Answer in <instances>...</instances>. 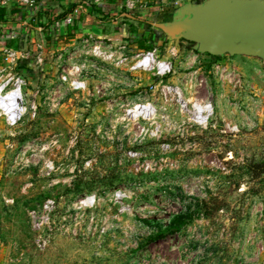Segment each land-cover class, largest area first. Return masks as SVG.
I'll return each instance as SVG.
<instances>
[{
	"label": "rangeland",
	"instance_id": "rangeland-1",
	"mask_svg": "<svg viewBox=\"0 0 264 264\" xmlns=\"http://www.w3.org/2000/svg\"><path fill=\"white\" fill-rule=\"evenodd\" d=\"M52 1L47 32L17 48L29 57L0 71L28 101L13 126L0 113V264H264V64L217 62L261 96L234 91L211 57L144 23L174 13L163 0ZM155 49L170 73L132 69Z\"/></svg>",
	"mask_w": 264,
	"mask_h": 264
},
{
	"label": "water",
	"instance_id": "water-1",
	"mask_svg": "<svg viewBox=\"0 0 264 264\" xmlns=\"http://www.w3.org/2000/svg\"><path fill=\"white\" fill-rule=\"evenodd\" d=\"M153 25L177 47L187 41L200 54L264 61V0L189 2L174 11L172 20Z\"/></svg>",
	"mask_w": 264,
	"mask_h": 264
},
{
	"label": "built area",
	"instance_id": "built-area-1",
	"mask_svg": "<svg viewBox=\"0 0 264 264\" xmlns=\"http://www.w3.org/2000/svg\"><path fill=\"white\" fill-rule=\"evenodd\" d=\"M163 2H165L164 5H162L160 8L161 11H164L166 8L167 9H176L181 7L182 5L189 3V2H194V0H163ZM12 3H16V4H25V5H29L32 8H36L37 7V1L36 0H2V5L7 6L10 5ZM126 7L128 9H134L135 8V4L133 2H131L130 0L126 1ZM169 7V8H168ZM74 21V19L72 18H67L64 22H66V24H71ZM156 53H157V49H155L154 51H148V52H141L138 55L139 61H144L147 58H151L154 61L158 60L156 57ZM29 57V53L28 54H23L22 52H17V51H8L7 52V60L10 62L11 66L15 65L17 63V61L22 57ZM39 61H41L40 59H38ZM263 61V60H262ZM137 62V63H138ZM158 62H161L158 60ZM163 63V71L159 72V70H157V68L151 67L150 65H141L139 68H132L133 70H140V71H153L156 70L157 74L160 76H165L168 73H170L172 71L173 65L169 62H162ZM214 69L217 71L218 74H220L221 78L223 79V81H228L231 85L234 86V91H239L240 89H245V88H249L253 91H255L259 96L260 95V91H257V88L254 84H247V81L245 79L244 74L240 73V70L235 66L233 68L230 69L229 66H222L221 64L217 63L214 65ZM202 83H204V80H201ZM79 85L77 86V89H81L83 87V84L78 83ZM27 82L20 76H11L10 78H8L6 81H4L0 86L3 87V91L2 93L5 95L8 94H13L14 97V101H15V105L17 107V109L23 111L24 115L27 113L28 111V101H27V94L24 92V88L26 87ZM10 86V89H8ZM8 91L6 93L5 90ZM172 91L176 92L177 89H172L170 88ZM179 91V89H178ZM236 96H237V92H236ZM3 111L0 110V113H2ZM5 115V114H4ZM23 115V116H24ZM22 116V117H23ZM22 117H20L18 120H16L15 122H10V120L8 119V123L10 125H15L17 124ZM261 117V121H263L264 123V110L261 112L260 114Z\"/></svg>",
	"mask_w": 264,
	"mask_h": 264
},
{
	"label": "crops",
	"instance_id": "crops-1",
	"mask_svg": "<svg viewBox=\"0 0 264 264\" xmlns=\"http://www.w3.org/2000/svg\"><path fill=\"white\" fill-rule=\"evenodd\" d=\"M36 1L37 7L32 8L29 5L16 3L4 6L2 5V0H0V7L6 8L7 11L11 13V17H9V15H6L4 17V23H0V71H5L7 69H5L4 64L11 65L7 60V55L6 59H4L5 61H3L1 57L5 56V53L7 54L8 51L20 52V50H17V48L26 45L24 39L26 37V34L30 31V28L34 29L37 26L36 29H38V26H41L44 23L43 20L41 21L38 18L39 11L47 12V9H49V7H56L55 3L52 0ZM176 9H174V11ZM31 22L34 23V27H31ZM40 22L43 23L40 24ZM38 31H42L41 27L38 29ZM40 47L42 48L43 46L41 45ZM178 52H182L181 49H178ZM38 59H40L41 61L43 60L42 57H39ZM248 59L261 61V63L264 64V61L257 58L248 57ZM203 68L204 67L201 66L199 67V70Z\"/></svg>",
	"mask_w": 264,
	"mask_h": 264
},
{
	"label": "trees",
	"instance_id": "trees-1",
	"mask_svg": "<svg viewBox=\"0 0 264 264\" xmlns=\"http://www.w3.org/2000/svg\"><path fill=\"white\" fill-rule=\"evenodd\" d=\"M47 13H48V12H42V11H39V15H38V18H39L41 21H42V20L45 21V23L42 24V25L40 26L41 29H42V31H44V33L47 32V31H45V30H47V28H49V26L51 25V24H50L51 22H48V21H49V18H47V17H49V14H47ZM10 14H11V13L8 12L6 8H4V7H0V23H4V17H5L6 15H9V17H11ZM67 14H68L67 12H64V15L59 16L58 21H62V22H64V21L67 19V16H68ZM165 16H166V15H165ZM172 18H173V13L168 14L167 17H166V19H163L162 22L170 21V20H172ZM143 21H144V23H146L150 28H153V27H152V25H153L152 22L147 21V20H143ZM30 24H31V27H34V23H33V22H31ZM78 24H79V21L75 19L71 24H67V25H66V36L68 37V39H71V38H75V37H76V32H77L78 29H79V27H78L79 25H78ZM164 36H165V35H164ZM143 47H144L145 49H147V50L151 49L150 46H148V47L143 46ZM195 52H197V51H195ZM197 53H198V52H197ZM199 54H200V53H199ZM200 55H205V56H207V57H211V59H213L214 63L221 62L222 59L224 60V58H225V56H223V57H214V56H211V55H209V54H200ZM260 167H261V168L258 170V173H264V164H263V165H260ZM181 218H182V217H181ZM181 218L176 219V220L174 221L173 225L175 226V228L171 229V231H170L171 234H176L177 231L180 229V225L183 224ZM162 237H163V234H158V235H157L155 238H153L152 240H155V239H157V238H162Z\"/></svg>",
	"mask_w": 264,
	"mask_h": 264
},
{
	"label": "bare ground",
	"instance_id": "bare-ground-1",
	"mask_svg": "<svg viewBox=\"0 0 264 264\" xmlns=\"http://www.w3.org/2000/svg\"><path fill=\"white\" fill-rule=\"evenodd\" d=\"M145 63H147L151 67L154 66V68L155 67L158 69L164 68L163 64H157L156 61H154L151 58L145 59L144 61L139 63V66L144 65ZM2 91H3V87H2ZM2 91H1V93H2ZM197 109L199 111V114H201L203 112V110L205 111V109L208 111V114L206 116L201 117V115H200L201 119L203 121H206L211 114V108L209 106L208 107L198 106ZM0 110H3L4 113L8 114L11 122H15L16 120H18L23 115V111L17 109V107L15 105L13 94H8L5 97H0ZM139 111H144V108L143 107H136V108H134V110L131 113L136 114Z\"/></svg>",
	"mask_w": 264,
	"mask_h": 264
}]
</instances>
